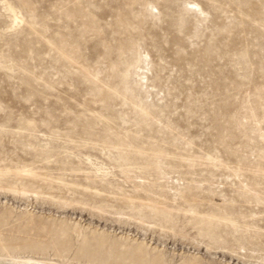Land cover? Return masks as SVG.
<instances>
[{"label":"rangeland","instance_id":"374dc122","mask_svg":"<svg viewBox=\"0 0 264 264\" xmlns=\"http://www.w3.org/2000/svg\"><path fill=\"white\" fill-rule=\"evenodd\" d=\"M0 264H264V0H0Z\"/></svg>","mask_w":264,"mask_h":264},{"label":"bare ground","instance_id":"6f19581e","mask_svg":"<svg viewBox=\"0 0 264 264\" xmlns=\"http://www.w3.org/2000/svg\"><path fill=\"white\" fill-rule=\"evenodd\" d=\"M143 62H147L146 59ZM135 69H136L135 70V75L140 77L141 80H143V79H146L147 81L149 80L148 76L145 75L146 73H145L144 69L141 68V66L137 65L135 67ZM147 81H144V82H147Z\"/></svg>","mask_w":264,"mask_h":264}]
</instances>
